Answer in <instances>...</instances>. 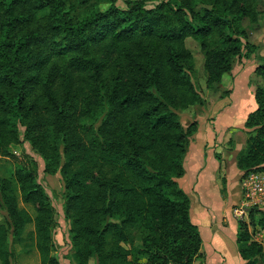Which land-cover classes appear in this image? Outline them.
I'll return each mask as SVG.
<instances>
[{
	"label": "trees",
	"instance_id": "16d2710c",
	"mask_svg": "<svg viewBox=\"0 0 264 264\" xmlns=\"http://www.w3.org/2000/svg\"><path fill=\"white\" fill-rule=\"evenodd\" d=\"M107 1L100 10L95 0H0V159L13 163L0 170V264H21L22 248L36 249V264H61L55 208L36 163L12 151L24 141L44 174L60 175L75 264L200 256L202 237L177 181L197 126L184 127L178 111L203 101L187 37L203 52L208 89H218L233 58L259 59L263 83L245 122L254 133L236 164L243 174L264 168V58L244 26L256 21L257 0ZM259 210L249 219L264 229ZM238 222L242 264H264V248Z\"/></svg>",
	"mask_w": 264,
	"mask_h": 264
},
{
	"label": "crops",
	"instance_id": "0c3cea01",
	"mask_svg": "<svg viewBox=\"0 0 264 264\" xmlns=\"http://www.w3.org/2000/svg\"><path fill=\"white\" fill-rule=\"evenodd\" d=\"M241 60L248 61L247 58ZM248 62L252 67L255 59ZM246 69L235 65L222 76L226 81L222 85L223 90L228 91L226 95L218 93L213 101L206 100L199 107L184 110H191L190 121L197 124L183 158L184 173L177 179L189 197L190 219L198 226L202 237L200 256L192 264L243 263L236 248L239 222L232 216L231 207L241 196V171L236 165L240 146L236 142L238 134L243 133L241 124L246 113L255 107L249 81L244 79ZM219 171L224 174L219 176ZM31 228L32 225H28L27 229Z\"/></svg>",
	"mask_w": 264,
	"mask_h": 264
},
{
	"label": "rangeland",
	"instance_id": "374dc122",
	"mask_svg": "<svg viewBox=\"0 0 264 264\" xmlns=\"http://www.w3.org/2000/svg\"><path fill=\"white\" fill-rule=\"evenodd\" d=\"M194 1L196 3V6H199L200 0H194ZM95 2H96V3H94V5H96L95 7H97L100 10L107 8L109 5V2L107 0H95ZM155 2H157V0H154V2L149 1V5L152 3H155ZM114 4L120 8H123L125 6L124 0H114ZM256 9L258 11L256 21L253 23H249L248 20H245L244 26H246L247 36H248L249 41L256 43L260 46V49L257 52V55L264 58V0H257L256 1ZM185 45L191 51V54L193 57V64H194V71H193V75H192L193 84H194L196 90L198 91V93L200 94V96L203 100L202 104L192 105L190 107H193V106L199 107V106L205 104L206 100L213 101V99L216 98L218 93H220L219 96H221V94H224V91H226V90H223L222 85H225L226 81H224V79L221 80V83L218 86L217 90H215V89L212 90V89L206 88V84H205L206 72H205L204 67H203L204 58H203V52L200 49L199 43L197 40L193 39L192 37H187L185 39ZM251 58L255 59V62L253 64H251L254 66V68H253V66L251 67V66L247 65L250 63L248 61L251 60ZM247 60L248 61L245 60L244 61L245 63H244V62H242L241 58L235 57V58H233V62H232V68L235 65H239L241 67V69L247 68L246 70L248 71V73L245 74L244 79L249 81L248 86L250 85V87H251L250 88L251 93L253 92L252 93L253 102L255 103V107L246 113L243 124H241V129H242L243 133L238 134L239 138H237L236 143L239 144L240 150L237 152L236 160H237L238 155L246 150L248 137L254 133L252 129L247 128L245 126V122H246V119L248 117V114L251 113L252 111H254L257 107L256 101L254 98V91H255L256 87L262 85V83H263L262 79L258 75H256V73L253 71V70H255L256 65L259 63V59L255 58L253 56V57L248 58ZM252 72L255 73L254 76H253ZM251 76H253V77L251 78ZM225 77H228V76L225 75ZM226 79L228 80L229 78H226ZM224 95H226V94H224ZM190 107H188V108H190ZM184 110H186V109L179 110L178 112H179V119L181 121V124L184 127H186L187 124H189L193 121H190L191 110H189V111H184ZM12 151L14 153H17V152H21L22 154L25 153L26 155L30 156V159H32L36 163L37 171L39 174V181L43 185V187L45 188V190H46L47 194L49 195L51 202L55 208L54 225H53L52 233H51L53 236L54 245H55L53 253L58 257L61 264H75V262L72 259L73 247H72L71 238H70V234H69L70 223L65 218L64 213H63L64 197H63V186H62V181L60 179V175L59 174L46 175L43 173L44 161L31 148V146L28 142L24 141V142H20V143L16 144V146L12 148ZM0 164L2 166L0 168L2 173L5 172L6 169H8V168L11 169V167H13V163H12L11 159H0ZM229 165L230 164L228 163L227 166H229ZM260 165H264V163H261L258 166H260ZM9 171H11V170H9ZM222 171H219V173H220L219 176L224 174V173H222ZM240 171H241V174H240L239 179L241 180V176H242L244 171L241 169H240ZM234 205L235 204H233L232 207ZM263 211H264V207L261 208L254 215L255 219H258L259 217H261ZM249 223L251 225L250 228L253 230L252 231V233H253L254 231L257 230L256 226H258V225H254L253 223H251L250 219H249ZM122 245L124 247H128L127 244L122 243ZM16 259L21 264H33V263H36L37 261H39V255H38V252L36 251L35 248H30L28 251H25V249L22 248L19 250V252H16ZM87 264H97L96 257H94V256L90 257L88 259Z\"/></svg>",
	"mask_w": 264,
	"mask_h": 264
},
{
	"label": "built area",
	"instance_id": "2783aa9c",
	"mask_svg": "<svg viewBox=\"0 0 264 264\" xmlns=\"http://www.w3.org/2000/svg\"><path fill=\"white\" fill-rule=\"evenodd\" d=\"M241 196L239 201L231 208L232 216L240 222L247 224L250 238L264 248V229L256 226L252 233L249 223V214L252 209L264 207V168L251 170L242 174L240 180ZM137 264H149L145 260Z\"/></svg>",
	"mask_w": 264,
	"mask_h": 264
}]
</instances>
